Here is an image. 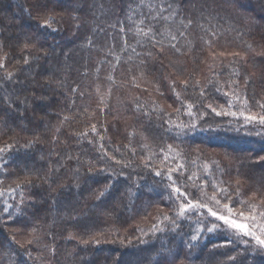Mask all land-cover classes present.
Wrapping results in <instances>:
<instances>
[{
    "label": "trees",
    "instance_id": "obj_1",
    "mask_svg": "<svg viewBox=\"0 0 264 264\" xmlns=\"http://www.w3.org/2000/svg\"><path fill=\"white\" fill-rule=\"evenodd\" d=\"M33 2L4 0L0 8V60L4 62L0 78L6 70L24 81L26 87L45 85V76L51 84V90L34 88L38 95L44 93L46 99H37L26 112L14 111L6 105L0 108V148L5 149L0 155L13 157L14 161L6 172L0 168V181H3L0 191L15 189L17 198L20 195L17 185H20L27 202L35 201L27 209L28 215L16 216L13 221L0 214V239L14 236L24 248L36 249L32 252L33 259H29L20 248L21 256H13L17 264L21 260L27 264H154L160 259V243L152 230L154 226L167 225L166 221L161 223V218L164 214L170 215L173 206L166 198L170 191L166 188L169 183L166 174L168 168L176 165H184L178 183L186 181L185 190L197 198L206 200L215 184L232 193L239 189L245 200L264 207L261 200L264 197V160L261 159L264 128L258 124L245 127L243 117L239 116L241 111L251 110L252 114L264 111L259 107L264 104L261 0H237L236 3L197 0L193 17L203 27L194 23L186 30L181 29L184 36L176 31L178 23L172 27L183 54L167 46V31L163 50L152 47L142 37L132 38L131 34L129 47L124 50V34L119 27H107L121 18L119 7L114 14H109L104 24L107 32L97 37L95 47L82 49L84 35L94 24L80 11L85 0H58L55 15L59 23L54 27L59 31L47 32L39 37L36 47L25 48L29 40L37 41L39 17L33 12L30 19L18 6ZM201 5L204 6L202 17ZM189 12L190 8L185 9L181 15ZM77 16L79 20L75 19ZM41 44L47 51L46 59L39 61V67L35 63L24 65L22 58L26 53L32 57L45 55L37 50ZM149 51L151 57L147 55ZM145 60L147 64L143 65L141 61ZM173 81L180 100L172 90ZM14 87L20 85L9 84V92ZM216 87L221 91L217 92ZM72 88L77 91L73 93ZM201 91L205 93L203 96ZM228 101L233 105L230 111L236 112L237 117L218 116L212 111V108L228 111ZM137 103L141 106L138 110ZM189 104L191 115L187 114ZM143 112H148L150 119ZM167 120L175 125L194 123L195 128L165 131ZM92 125L96 126L95 133ZM258 131L261 135H257ZM85 132L87 136L80 135ZM28 144L32 147L26 148ZM105 151L107 157L103 156ZM145 156H150L151 163L163 170V179L143 167ZM110 157L121 160V164ZM129 161L130 166L123 168L124 175H116ZM59 165L63 166L53 172ZM77 167L82 177L79 187L73 179ZM129 174L130 179L125 180L124 176ZM171 174L175 179L178 173ZM188 176L192 179L188 180ZM105 181L111 184V190L97 199L94 193L104 188ZM134 182L141 187L136 189ZM129 185L133 192H138L137 196L124 195ZM202 185L204 191H200ZM52 197L57 199L56 205L52 204ZM190 223L181 221L182 230L174 239L173 233L168 234L170 242L163 255L169 261L178 257L175 264H240L241 261L264 264V254L245 256L243 244L239 246V255L233 246H223L222 230L204 233L190 250L185 235L191 231ZM47 233H55V256L45 246L49 244ZM70 233L72 238L68 239ZM34 237H40L39 245L27 243ZM229 255L236 259L230 260Z\"/></svg>",
    "mask_w": 264,
    "mask_h": 264
},
{
    "label": "snow or ice",
    "instance_id": "obj_2",
    "mask_svg": "<svg viewBox=\"0 0 264 264\" xmlns=\"http://www.w3.org/2000/svg\"><path fill=\"white\" fill-rule=\"evenodd\" d=\"M232 3H236L237 0H231ZM4 0H0V8L3 7ZM58 0H34L31 5H21L18 6L21 12H26L30 19L33 18V12H35L36 16L39 17V20L36 23V31L37 41L29 40L24 45L25 48H28L30 45L32 47H36L39 37L44 36L47 32H57L59 29L54 27V25L58 24L59 21L56 19L55 9L57 6ZM262 6H264V0H261ZM197 0H119L117 4V0H111V3H108V0H85L82 5L80 11L86 17H90L94 24L92 25L91 31L85 33L81 47L82 49L90 50L95 47L97 37L105 34L107 29L104 27V24L108 20V16L110 13L114 14L115 9L119 7L121 18L117 20L116 24H107L108 28L119 27V31L124 34L123 40V49L126 50L129 47L128 37L131 34L132 38H143V40L147 41L152 45V47H158L161 50L164 48L163 38L165 36V31L168 33V47L175 50L177 53L183 54L181 49L178 47V37L176 34H173L172 27L173 25L179 24V28H177V32L179 36H184V31L181 29H188L194 23L198 24L199 27H203L202 24L199 23L198 19L193 17V13L196 11ZM190 8V12L188 15H181V13ZM204 6L201 5L200 14L203 16ZM15 16V14H13ZM179 18V19H178ZM76 20H79L80 17H75ZM81 25L78 23L77 28L79 29ZM161 29H164L162 31ZM215 34V33H213ZM157 37H160L158 39ZM140 42L139 40L137 41ZM107 46V45H105ZM209 47L211 44L209 43ZM39 52H44V56L37 55L32 57L30 53H26L24 55L23 64L30 65L35 63L37 67H39V61L41 59H46L47 51L44 49V46L39 45ZM111 51V49H109ZM133 52H136L135 48H132ZM149 57L152 56V53L149 51L147 53ZM235 55H239V53H235ZM143 65L147 64V61H141ZM0 68H4L3 60H0ZM25 71H30V69H25ZM45 75L44 73H41ZM86 74V73H85ZM234 75H238V72H234ZM46 84L45 85H33L32 87L24 86V81H22L18 76L14 73H8L5 70V75L0 78V108H4L5 105L7 108H10L14 111H20L21 113L26 112L29 105L34 103L37 99L43 101L46 99L44 93H40L39 95L35 92L34 88L37 86L44 87L46 90H51V84L47 83V76H45ZM59 79V78H57ZM109 79H112L109 77ZM245 85L248 83V78L246 77L244 80ZM20 85V87H14L9 92L8 85ZM60 85L63 87V80H60ZM173 92L176 94V99L180 100V93L176 91L175 82L173 81L171 84ZM185 89L188 87V84L185 83ZM71 91L75 93L77 91L76 88H72ZM157 91L159 89L157 88ZM216 91L219 92L221 89L216 87ZM62 94V93H61ZM161 95L163 93H160ZM201 96L205 93L201 91ZM225 96L228 95L227 92L224 93ZM236 94L233 93V96ZM74 103V101H73ZM22 105L23 108L19 106ZM232 102L228 101L227 107L228 111H217L215 108H212V111L216 112V115H226L237 117V113L230 111L232 108ZM244 106L247 108V100L244 101ZM141 106L137 103L136 109L138 110ZM211 107V105H209ZM259 107L264 110V104H260ZM192 105L189 104L187 106V114L191 115ZM179 112L180 109L178 108ZM145 117H149L150 114L148 112L142 113ZM239 116L243 117L244 126L248 125H256L258 124L260 127L264 128V111L257 114H252L251 110L247 113L244 111L239 112ZM67 120V117L64 118ZM168 124V128L165 131H172L173 129H179L181 132L187 129H194L195 124L191 123L188 125H175L170 120L165 121ZM92 132H96V126L92 125ZM180 133L177 132V135ZM82 136H87L88 133H81ZM257 135H261L258 131ZM102 140L103 137L101 136ZM89 143H93L92 140H89ZM26 148H31L32 144L25 145ZM171 145L168 146V150L171 151ZM100 148L103 149L104 146L101 144ZM11 151V149H9ZM119 151V149H117ZM5 149L0 148V154L4 153ZM27 154V153H26ZM133 155L135 152L133 151ZM103 156L107 157L108 153L103 152ZM72 159L71 156L68 157ZM111 159H115V157H110ZM80 157L77 156L76 160L79 161ZM145 163L143 167L149 169L152 175L155 177H163L165 173L163 170H158L151 163V157L145 156L142 157ZM264 160V156L261 157ZM13 157L0 155V168H3L5 172L7 171V167L13 164ZM116 164H121V160L115 159ZM59 164V162H57ZM131 162L124 163L122 165V169L120 172L116 173V175H124L123 168L129 167ZM63 165H59L58 167L53 169V172L59 171V167ZM167 167V165H165ZM184 169V165H176L174 168H168V172L166 174V178L169 183L166 185V188L170 189L167 194V199L173 206L170 208L171 214H164L161 218V223L167 222V225L164 228L159 226H154L152 230V235L155 237L159 243L160 248L158 250V255L160 259L156 260L154 264H175L174 258L172 261H169L166 256L163 255L164 251L167 250V244L169 241L168 234L173 233L172 239L175 238L176 235H180V230H182L181 221H192L188 225L191 229L189 233H185L187 236L186 246L191 248L195 247L201 240L204 233H214L222 230L225 234V238L223 240V246H233L237 249V255L240 254L239 246L241 244L244 245L243 253L245 256L249 253H259L264 254V207H259L256 203H251L248 200H245L240 194L239 189L236 190L235 193L229 192L226 187H217V185L213 184L211 187L213 189L212 194L208 195L207 199L197 198L193 194L187 192L188 185L185 181L183 184H179L178 181L180 179L179 173ZM103 171V169H101ZM135 171V169H133ZM173 171H177V176L174 179L171 174ZM92 169L91 167L88 170L89 178H91ZM80 168L77 167L74 174L73 179L77 182L76 186L79 187V181L81 180ZM125 180L130 179V174L124 176ZM145 177H140V179H144ZM188 180L192 179V176L187 177ZM3 183V181H0ZM207 183V182H205ZM135 188L139 189L141 185L138 182H134ZM29 185L31 182L29 181ZM20 188V195L18 203H10L9 200H16L15 189L4 192L0 191V199H3L5 196L8 199L3 201V205L0 206V214H4L8 219H14L16 216H26L28 215L27 209L29 207H33L35 201L33 200L31 203H28L24 196V189L20 185H17ZM111 190V184L107 181L104 182V188L98 190L94 195L97 199L104 197ZM200 191H204L203 185L200 187ZM125 196H137L138 192H133L132 186L129 185L127 187ZM255 196V193L253 194ZM235 196V199L233 198ZM262 202H264V197H261ZM51 202L53 205L58 203L55 197L51 198ZM203 210V211H202ZM193 215H195V219L193 220ZM206 217H211L212 220L209 221ZM219 222V223H217ZM170 225V227H169ZM36 229L33 228V232ZM49 240V244L45 246L48 247L50 253L55 256L56 249L54 247L55 244V233H47L46 234ZM72 238V234L68 235V239ZM145 243V241H141ZM29 245H39L41 243L40 237H34L33 239H29L27 241ZM87 243V241H84ZM18 245V247L16 246ZM20 248L24 249V254L28 256L29 259H33L32 252L36 251L35 248H24L23 244H18L13 236L11 239L4 238L0 239V262L3 264H17V261L13 259V256L20 257L21 252ZM230 260H235L236 256L229 255ZM19 264H27L26 261H19ZM240 264H244V261H241Z\"/></svg>",
    "mask_w": 264,
    "mask_h": 264
},
{
    "label": "rangeland",
    "instance_id": "obj_3",
    "mask_svg": "<svg viewBox=\"0 0 264 264\" xmlns=\"http://www.w3.org/2000/svg\"><path fill=\"white\" fill-rule=\"evenodd\" d=\"M5 199H8V197L5 196L3 199H0V205H3V201H4ZM18 201H19V197H17L16 200H9V202H10V203H13V204L18 203ZM10 220H12V219H10ZM12 221H13V220H12Z\"/></svg>",
    "mask_w": 264,
    "mask_h": 264
}]
</instances>
